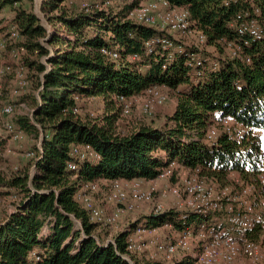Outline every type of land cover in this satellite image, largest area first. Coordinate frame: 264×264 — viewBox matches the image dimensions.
<instances>
[{"label":"trees","instance_id":"obj_1","mask_svg":"<svg viewBox=\"0 0 264 264\" xmlns=\"http://www.w3.org/2000/svg\"><path fill=\"white\" fill-rule=\"evenodd\" d=\"M34 1L0 0V13L11 14L5 51L25 50L20 64L29 88L17 99L30 98L34 106L31 115L15 114L12 122L40 139L29 166L0 175V194L15 197L13 211L1 213L0 264H194L190 255L168 263L129 253V237L139 227L196 230L210 215L151 211L111 235L76 199L87 184L106 181L109 189L116 180L154 181L172 161L219 187L242 192L254 185L246 197L259 217L255 230L264 229V37L239 32L240 15L264 24V0H168L189 12L190 30L205 39L200 47L175 36L181 33L129 19L141 0L73 10L67 0H47V7L42 0L52 30L32 10ZM159 38L173 46L156 43L149 51L146 42ZM153 86L173 92V112L163 118L140 112L143 121L117 131L124 115L119 97ZM91 99L104 102L102 115L82 113L83 101ZM225 119L246 132L237 139L220 131L209 139ZM86 145L92 151H84Z\"/></svg>","mask_w":264,"mask_h":264},{"label":"built area","instance_id":"obj_2","mask_svg":"<svg viewBox=\"0 0 264 264\" xmlns=\"http://www.w3.org/2000/svg\"><path fill=\"white\" fill-rule=\"evenodd\" d=\"M112 0H101L97 7L106 8ZM86 7V6H85ZM248 16V14L246 13ZM240 15L239 32L248 35L253 40H261L264 37V24L255 19L244 18ZM246 17V16H245ZM128 18L149 26L158 27L161 30L178 32L181 34H191L189 12L186 9L175 8L168 0H144L136 7L130 9ZM10 37L16 40L18 32L15 27L10 29ZM203 36H199L195 45L200 47L204 43ZM156 43H161L167 48L173 46L168 39H156L146 42L149 51ZM247 43V42H246ZM6 39L0 34V79L11 72L15 74V86L11 90L12 97H19L25 94L29 88V81L26 76V69L19 64L15 71L11 63L5 59ZM103 53L114 59L119 57L118 52L102 49ZM25 50L23 48L13 51L12 56L18 59ZM169 100L168 95L159 87L153 86L145 89L141 94L132 96H120L123 114L130 116L135 104L139 103L140 112L144 115H153L158 107L163 106ZM15 115V106L12 103L5 104L0 110V120L3 128L9 133V140L23 141L26 134L16 130L12 122ZM234 134L235 138L240 139L246 132L243 128L232 126L230 119L223 121L222 132ZM219 129H213L208 134L209 139L217 137ZM261 136L264 140V131ZM84 151H92L90 145L82 148ZM10 151V150H9ZM79 148H75L78 153ZM26 158H35L33 151L25 152ZM76 169V165H71ZM263 177V176H261ZM176 178L177 181L172 183ZM163 181L165 185L158 187L157 182ZM154 184L149 188L145 187L142 180L134 181H113L108 189L107 201L115 204L113 211H108L105 207L96 204L93 193L99 188L97 184H87L78 192L77 201L89 212L92 221L102 223L105 226H116L127 213L137 211L139 208L149 203H154V211L162 212L166 210L164 200L173 199L172 203L183 218L188 213L199 215H210L221 227L210 225L208 221H202L196 230L187 225L180 231V238H168L162 240L157 234V228L146 229L139 227L129 237L128 252L149 254L154 259H163L170 263L174 257L192 256L194 264H235L238 256L246 255L256 261L261 260L259 253L264 249V233L259 239L253 240L250 231H254L258 225V217L252 201L246 197L251 194L255 187L247 185L242 192L234 190L232 187H219L218 190L207 186L198 174V170H180L175 161L169 162L164 166L158 178L151 181ZM164 199V200H163ZM219 213H223L224 220L219 221ZM222 224L224 226L222 227ZM165 227L173 229L172 225ZM194 231L201 241V249L197 253H192V241ZM150 236V240L146 236ZM155 247L153 250L152 248Z\"/></svg>","mask_w":264,"mask_h":264},{"label":"rangeland","instance_id":"obj_3","mask_svg":"<svg viewBox=\"0 0 264 264\" xmlns=\"http://www.w3.org/2000/svg\"><path fill=\"white\" fill-rule=\"evenodd\" d=\"M144 0H141V2H143ZM45 7H47V0H45ZM120 3V1L118 0H112L110 6H114L116 4ZM101 4V0H67L65 2L66 6H69L70 9H74V7H90V6H94V5H99ZM32 10L42 19L43 23L46 25V27L49 30H52L49 27L48 22L46 21V15L45 12L42 9V0H36L34 1V4H32ZM11 14L6 10L2 13H0V25H3V23L5 24L3 31L5 33H2L0 30V34L1 35H6L5 37H8V34L6 33L7 31H5L7 28H5L6 26H8V23L6 21V19L10 18ZM1 29V28H0ZM178 39H181L183 41H185V43L187 44H191L192 42H195V40L197 39L195 34H176L175 35ZM16 47H19L20 44L16 43L15 44ZM5 59L7 62L11 63L14 71L16 69V67L23 62L22 58H18L15 59L13 58V56L11 55V53H8L7 51H5ZM11 60V61H9ZM14 73V72H13ZM15 75V74H14ZM3 79V78H2ZM11 90L12 88H8L6 86V83H4L3 80L0 79V110L1 108L8 103H12L15 106V114L16 115H31L32 111H33V104L30 101V98H27L25 101H21V99H17L15 97H12L11 95ZM164 91L168 94L169 100L168 102L165 104V106L157 108L156 109V113H155V117L156 116H161L162 118L165 117L166 115L170 114L173 112L174 107H175V102H176V97L173 94L172 91L168 90V89H164ZM139 103L135 104V106L133 107V111L132 114L130 116H124L121 118V120L115 124V129H117V131H128L130 130V128H133L135 125H137V123H139L141 121H143L142 116L140 115V109H139ZM105 107H104V102L102 100H88V101H83L82 104V113L84 114H89L90 112H92L94 115H102L105 111ZM19 113V114H18ZM220 131H222V129H219ZM6 131L3 128L2 122L0 120V140L3 143L2 147L0 148V175L2 174H6L11 172L12 170H17V169H21L23 167L29 166V163L31 162L30 160H27L26 156H25V152L34 149V145H38L39 143V138H38V134L34 133L32 135L25 133L26 134V139H24L23 141H18V142H9V137L7 139H4L3 137L6 135ZM14 142L17 144L16 146H13ZM264 143V142H263ZM10 150V151H9ZM233 177H236L235 174H232ZM238 178V177H236ZM204 180V183L209 186L212 187L215 190H218L219 186L215 183L209 182L207 180ZM177 181L176 178H174L172 180V183H175ZM13 191H9V193H12ZM100 197L99 195L96 196ZM95 198V197H94ZM100 199H102L100 197ZM173 199H169L168 203H166V209H174L173 203H172ZM15 201V197L12 196L11 194L9 195H4V194H0V218H1V213H3V211H7L8 213L13 211L14 209V202ZM146 207H148V211H154V203H149L147 205H144L142 208L144 210ZM141 211V210H140ZM138 211L136 215L134 216H129V218L124 219L122 218V220L116 225V226H110V231H111V235H114L120 228L124 227L128 221L133 220L135 218H138L139 215H142V211L140 212ZM178 211V210H176ZM219 217V221L224 220V215L223 213H219L218 214ZM133 217V218H132ZM258 217V216H257ZM259 219V217H258ZM208 223L210 225H214V226H218L221 227V225H216L218 224V221L213 220L212 218L208 217ZM224 226V224H222V227ZM162 231L160 232L161 234L163 233V235L167 236L166 240H168V238H174L175 240H178L180 238V232H177L173 229H169L167 227H163L161 228ZM264 233V229L261 227H258V230H255L254 232L250 233V237L253 240H257L259 239L260 235ZM112 237V236H111ZM162 237V235L160 236ZM163 238V237H162ZM164 240V239H162ZM153 250L155 249V247L152 248ZM201 249V241L199 240V237H197L196 235V231H194V235H193V241H192V253H197L199 252ZM146 254V253H145ZM144 254V255H145ZM131 256H135V254H131ZM259 256H261V260L260 261H256L246 255H240L237 257L235 264H264V249L262 250L261 253H259ZM132 264H136V263H132Z\"/></svg>","mask_w":264,"mask_h":264},{"label":"crops","instance_id":"obj_4","mask_svg":"<svg viewBox=\"0 0 264 264\" xmlns=\"http://www.w3.org/2000/svg\"><path fill=\"white\" fill-rule=\"evenodd\" d=\"M3 26H5V24H3V25H0V28H2ZM50 27V26H49ZM51 28V27H50ZM5 33V32H4ZM9 61H11V60H9ZM1 80H3L4 81V83H6V86L8 87V88H13L14 86H15V75H14V73L13 72H11V73H9L8 75H6L3 79H1ZM175 105H176V102L174 103ZM175 108V107H174ZM19 114V113H18ZM10 135H9V133H6V135L3 137L4 139H7L8 137H9ZM9 142H13V141H9ZM17 144L14 142V144H13V146H16ZM154 183L153 182H151V181H149V182H145V187L146 188H149L150 186H152ZM157 186L158 187H163L164 185H165V182H163V181H158L157 183ZM99 185V189L97 190V191H95L94 192V196H95V200H96V202L99 204V205H103V207H105L108 211H113L114 209H115V207H116V205L115 204H112V203H109L108 201H107V193H108V186H109V183L108 182H106V181H104V182H102V183H99L98 184ZM104 186H105V188H104ZM100 196L102 199H100V197H97L96 198V196ZM164 200V199H163ZM168 200L169 199H167V200H164V202L165 203H168ZM145 209H147V210H144L142 207L141 208H139L137 211H135V212H132V213H127L124 217H123V220L124 219H127V218H129V216L131 217V216H134V215H136L137 214V212L138 211H142V215H139L138 216V218H140V217H142V216H145V215H148V214H150V210L148 211V207H146ZM140 211V212H141ZM133 218V217H132ZM138 218H135V219H133V221L134 220H137ZM129 222V221H128ZM127 222V223H128ZM127 225V224H126ZM125 225V226H126ZM124 226V227H125ZM162 231V229L161 228H157V234H158V236L160 237L161 235H162V237H160L161 239H164V240H166V238H167V236H165V235H163V233L161 234L160 232ZM134 233V231H132V233H131V235ZM146 239L147 240H150V236L149 235H147L146 236Z\"/></svg>","mask_w":264,"mask_h":264}]
</instances>
